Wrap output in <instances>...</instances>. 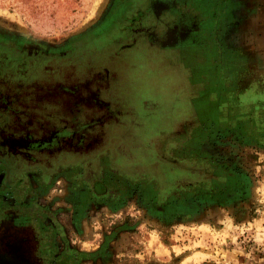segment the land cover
Masks as SVG:
<instances>
[{
  "label": "rangeland",
  "instance_id": "1",
  "mask_svg": "<svg viewBox=\"0 0 264 264\" xmlns=\"http://www.w3.org/2000/svg\"><path fill=\"white\" fill-rule=\"evenodd\" d=\"M119 2L0 0V66L7 82L0 83V90L7 84L10 98L27 100L36 121L84 126L81 136L57 143L56 149L30 151L34 161L24 160L29 150L19 142V132L11 144L2 141L8 128L0 131V223L29 217L39 248L49 261L61 259L60 264L73 255L79 256L77 264H264V148L248 143L241 133L221 134L212 121L208 125L213 101L198 108L199 97L182 93V69L187 74L184 66L195 64L193 49L202 47L192 46L179 58L184 38L169 48L167 40L150 37L154 16H164L170 25L175 8L142 2L118 10ZM205 6L213 12L218 8L222 33L238 32L244 40L241 50L246 44L254 49L264 45V0H211ZM141 9L148 10L132 31H143L133 39L127 20ZM98 31L101 38L74 50ZM138 36L145 39L130 51L119 47ZM115 49L120 56L110 57ZM230 54L228 60L238 62L249 56ZM97 75L109 82L94 84ZM201 76L194 85L204 93ZM244 78L222 87L228 109L241 102L246 119L255 110ZM30 98H38L43 109L33 107ZM94 101L111 108L113 116L104 117L106 111ZM19 112L18 119L8 118L10 124L19 130L26 124L30 137L48 135L40 124L28 123L29 112ZM205 127L207 135L194 142L192 137ZM80 140L81 146L76 145ZM191 146L196 150L190 151ZM199 146L223 157L236 175L229 183L242 185L226 187L221 197L184 195L197 176L191 178L178 166L201 156ZM10 155L17 163L8 172ZM22 175L27 178L2 194L3 185ZM9 252L0 243V264L21 262Z\"/></svg>",
  "mask_w": 264,
  "mask_h": 264
},
{
  "label": "flooded vegetation",
  "instance_id": "2",
  "mask_svg": "<svg viewBox=\"0 0 264 264\" xmlns=\"http://www.w3.org/2000/svg\"><path fill=\"white\" fill-rule=\"evenodd\" d=\"M142 2H147V3L149 2L150 4L149 6L154 5L155 2H159L162 5L166 4L168 7L172 8L173 10L175 8V11L178 14V15L176 14L175 19L172 20L169 19L170 20L169 23L171 26L176 24H178V26L172 27L173 31H170L168 35L164 31L166 30V28L170 26L168 24V21L162 19L164 18V16H160V17L154 16L155 21L153 23L154 27L151 28V33H152L150 36L151 38H156V40L161 39L162 41L167 40L168 45H170L169 48L175 47L174 45L171 46V44L175 43V41L178 42L183 38L186 39V41L183 39L182 40L183 42L182 41H180L181 43L179 42L180 44L183 45L180 49L182 53L179 52L180 55L179 58H181V56H183L184 54H187L185 53V51H191L192 49L190 48H193L192 46L202 47L203 52L198 48H196V50L193 49V51L195 52V56H194L195 64L193 66H188V67L184 66V68L187 70V74H183V69H182V74L180 75L182 79L178 82V84L181 87L180 89L183 90L182 93L184 94L185 97L187 96L190 99L191 98L198 99L199 97L197 102L198 108H200L201 105H204L205 102L210 103L209 101L212 100L213 105L211 106L209 113L219 109V111L222 110L224 114L228 115L229 112H231V110L228 109V103H220L216 107L215 101L219 100V102H221L220 99H224L223 98L224 92L222 87L223 83L226 84L232 82V84H236L239 82V80L244 78L242 77L243 74H245L244 79L246 80V83L249 86L248 96L251 98V100L257 101L260 97L262 98L264 97V88L261 89L259 86V85L264 86V76H262L257 70H253L250 68L249 56L248 58H246V56H243L244 57V59L242 60L243 62H238L236 61V59L229 61L227 58V56H229L231 52L234 54L235 52H240V53L247 52L250 55L251 53L254 52L253 46L251 45L249 46V44L243 45V50H241L242 48L240 49V46L237 47L231 46L233 45L234 42L233 39L238 38L239 34L238 32L237 33L233 32L229 34L222 33V28H223L221 26L222 20L221 22L219 20V15L221 13L217 11L218 8H216V10L213 12V11H209L208 10L209 8L205 6V4L211 2V0H120L119 2L120 7L118 8V10L120 9L124 10L125 8L129 7L131 4L134 5V3L138 4ZM180 4H183V7H179ZM148 9L150 10V7ZM147 10L145 9L138 10L133 15L128 17L127 20L128 24L126 26L128 31L130 30L132 31L134 23H138V24L141 23L142 20L141 18L145 14V12L147 13ZM198 12H200V14L202 15V19L199 18L200 14ZM187 16L189 18H187ZM113 25L114 23H112V26ZM136 31H132L131 33L133 39L140 32H142L143 29L138 32ZM100 34L101 31H98L95 34L86 37L81 42L75 44L76 48H74V50H78L79 46L81 47V45H83V43L88 41L90 38L93 39L96 36H98V38H101L103 35ZM170 37L172 40H169ZM227 37L229 38V40ZM144 39H145L144 36L139 37L136 40H131V42H126L123 44V46H119V47L120 48L122 47V49L124 50L130 51L131 49L134 48V46L138 44V40H140L139 42H141ZM168 40L171 42H169ZM116 49L113 51V53H110V57H115L116 55L120 56L116 52ZM168 52L170 54H173V56L174 54H176L175 51L172 49H168ZM235 57L238 58L237 55ZM203 68L205 72L204 75L201 76V69ZM3 72L4 70L0 66V78L2 77V80L0 79L1 80L0 83L2 81L7 83L4 77L2 76ZM102 76L97 75L96 77H94V84H99V83L101 84L102 80L104 83L109 82V78L107 76H105L104 78ZM200 76L202 79L201 85L205 91L204 93L202 92L201 88H197L196 86L197 84L194 85L195 82L198 83V81L200 80ZM194 77L196 78L194 79ZM6 86L1 88L0 90V131L1 132L5 131L4 128L6 129L8 128L7 129L8 132L3 134L4 140L2 139V141L4 143H6V141L7 142L10 141L11 143L13 141V138L19 132L21 138V141L19 142L25 145V147L28 148L29 150L28 153L26 152L27 155L26 158H24V160L28 161L30 159L31 161H34L33 157H28L31 155L29 154L30 151L35 154L36 152L39 151L45 152L49 148H55V147L57 148V143L59 145V143L63 142V140L64 142L66 139L72 140L73 136L75 138V136H81V134H83L84 131L82 130V128L84 126H82V124L80 126L78 124L75 125L73 123H68L67 125H65V127H58V125H56L55 123H51V122L45 123L43 121H36L35 113H32V110L30 111V108L27 107L28 101L10 98L11 94L9 95L8 92L4 91L6 89ZM43 90L47 91L45 88H43ZM62 91L63 90L60 89L61 93ZM61 93L58 94L59 98L56 99L58 106H61L63 101L60 96ZM29 102L33 104V107H36L38 109H43V104H41L42 102L40 103L38 98H30ZM94 104L100 106L101 108H104V110L106 111L104 117L113 116L112 114L113 111L111 108H108L103 103L96 101H94ZM193 110H196V107H193ZM19 111L29 112V114H26L29 115L28 120L30 121H28V123L32 125L40 124V126L43 127L40 130L44 132H48V135L45 134V135L30 137L27 135L25 131L26 129L25 126H27L26 124L24 128L20 130H19L20 126L18 127L14 126L12 123L13 121H11L10 124L9 121L12 119L10 118V120H8V118L10 116H15L18 119L20 117L18 115L21 114ZM254 114L252 117H249L250 115H248L246 119L242 118L243 116L240 117V119L245 121V123H247L246 120H248V122L251 123V126L253 125L258 126L260 124L258 122L255 124L257 120ZM221 118L220 117L217 118L218 123L221 126H230L231 121L229 119H227L226 121L224 118V120L222 121ZM215 120L216 119H214V122H216ZM208 125L210 124L208 123ZM208 128L209 127L203 128L201 134L206 133L207 135V133L209 132ZM199 132H197V134L192 137V139L195 138L194 142H196V137L198 136ZM240 133L244 134L242 132ZM189 141L190 139L188 140V142ZM81 143H82L81 140L77 141L76 145H80ZM193 147L194 146H191L189 148L190 151H194L193 149H195V147L194 148ZM199 147H200L199 150L201 156L199 155V157L193 158L194 162H188V163L186 162L185 163L186 165L178 166L179 168H183L186 171V173L189 174L188 176H190L191 178H195L197 176L195 180L189 181L187 187L184 188V195L189 196L192 193H195L203 197H211V196L221 197L224 195V192L222 191L225 190L226 187L231 188L232 186L242 185V183L236 185L235 182L229 183L236 179V175L232 172V170L229 167H227L226 165L227 161L223 159V157L211 156L207 150L201 148V146ZM7 162L11 163L10 167H7L8 172H11L15 168L14 164L17 163V157L10 155L9 161ZM2 164L3 163H0V165ZM1 167L3 168V166H0V173H2L3 171ZM167 172H169V170ZM169 174H172V172H169ZM25 178L27 177L22 175L20 178L14 179V181L12 182L10 181L7 185H3L2 187L5 188L2 189H6V191H4L6 193L2 192V194L7 195L10 192V190L14 188L16 184H18L17 180L24 181ZM1 179L2 180L0 186L4 184V180H3L4 178ZM97 182L98 184L100 183V181ZM237 189L239 188L236 187L234 191H237ZM101 194L106 195L107 191L102 192ZM13 218L14 217H12V220H14ZM34 230H35V222H33V220H31L29 217L22 216L18 220L15 219L13 223H10V225H2L0 223V243L3 244L4 247H7V249H9L10 251L9 254L18 255L21 259V263L23 264H55V263L60 264L61 259L59 258L55 259V262H52L49 261L50 258L45 257L43 251L39 248L40 240L37 239V236L34 235L35 234ZM78 257L79 256L73 255L72 259L66 260V263L77 264L76 262L78 261Z\"/></svg>",
  "mask_w": 264,
  "mask_h": 264
},
{
  "label": "crops",
  "instance_id": "3",
  "mask_svg": "<svg viewBox=\"0 0 264 264\" xmlns=\"http://www.w3.org/2000/svg\"><path fill=\"white\" fill-rule=\"evenodd\" d=\"M228 40H229V38H228ZM233 41H232L233 45H231V46L237 47V46L242 45L244 40L240 36H238V38L233 39ZM250 45L251 44H249V46ZM251 46H253V45H251ZM253 48H254V46H253ZM255 49H254L253 54L249 55L250 68L253 70H257L261 75L264 76V45L258 44L255 46ZM220 82H222V81H220ZM220 101L221 102H219V100L215 101L216 107L220 103H226V100H224V99H220ZM231 106H232L231 112L228 114V116H230L229 118H231L230 126H221L218 123L217 118L227 116L226 114H224V112L222 110L219 111V109L214 110L213 112L209 113V115H210L209 124H211V121H212V123L214 122L213 116L215 115L214 116L216 119L215 120L216 122H214L215 127H217V130L220 131L221 134H224V133L226 134V133L232 132V134L239 136V133L242 132V133H244V134H242V135H244L243 136L244 139H246L248 141V143L256 144V145L262 146L264 148V97L263 98L260 97L257 101H254V105H253V108L255 110L254 116L256 117V120H257L255 122V124L258 122L260 124L258 126H256V125L251 126V123L248 122V120H246L247 123H245V121L240 119V117H242V114L244 112L243 111L244 105L241 102H238V104H235L234 102H232ZM201 135L202 134L199 133L197 136L198 138L196 137V140L200 141ZM233 137H235V136H233ZM216 142H217V147H220L222 142L221 141H216Z\"/></svg>",
  "mask_w": 264,
  "mask_h": 264
},
{
  "label": "water",
  "instance_id": "4",
  "mask_svg": "<svg viewBox=\"0 0 264 264\" xmlns=\"http://www.w3.org/2000/svg\"><path fill=\"white\" fill-rule=\"evenodd\" d=\"M18 264H23V263L20 262V263H18Z\"/></svg>",
  "mask_w": 264,
  "mask_h": 264
}]
</instances>
